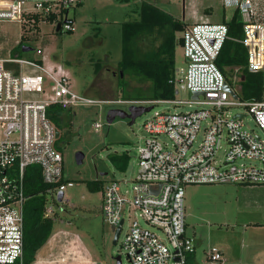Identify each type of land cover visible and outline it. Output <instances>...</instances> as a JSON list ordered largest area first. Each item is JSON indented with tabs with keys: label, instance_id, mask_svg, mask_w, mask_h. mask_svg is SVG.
Masks as SVG:
<instances>
[{
	"label": "built area",
	"instance_id": "2783aa9c",
	"mask_svg": "<svg viewBox=\"0 0 264 264\" xmlns=\"http://www.w3.org/2000/svg\"><path fill=\"white\" fill-rule=\"evenodd\" d=\"M80 2L0 0V20L32 24V15H50V23H59L61 31L71 30L68 11ZM222 5L237 13L240 37H230L223 21L194 22L181 32L185 65L176 68L168 81L175 93L187 90L190 100H95L75 94L67 71L58 63L46 62L43 57L0 58V264H24L25 168L38 165L42 181L48 185L45 217L55 218L53 203L66 202L64 190L73 185L62 177L56 127L46 113L50 104L64 109L99 102L198 106L185 111H153L142 123L144 135L136 147L134 178L130 183L112 179L102 186L101 214L112 232L122 220L117 240L123 231L120 247L129 264H187L194 243L184 233L185 184H264V0H222ZM230 38L244 46L247 69L260 75L257 97L243 99L236 92L240 93L239 87L234 90L229 85L233 97L224 89L227 81L215 61ZM46 87L49 94L42 98ZM193 92L200 94L194 98ZM232 106L243 109L231 112ZM94 127L100 124L94 123ZM59 191L60 202L56 199ZM206 260L222 264L223 253L212 247L206 251Z\"/></svg>",
	"mask_w": 264,
	"mask_h": 264
},
{
	"label": "rangeland",
	"instance_id": "374dc122",
	"mask_svg": "<svg viewBox=\"0 0 264 264\" xmlns=\"http://www.w3.org/2000/svg\"><path fill=\"white\" fill-rule=\"evenodd\" d=\"M142 1L189 24L220 22L233 14V8L224 7L222 0H81V4L69 8L71 30L55 31V25L45 20L39 21L37 27L31 23L0 20V58L43 57L46 62L58 63L69 75L71 90L79 96L95 100L144 99L148 81L137 78L127 69L124 74L117 69L121 57V24L140 18ZM206 7L209 8L207 13ZM180 36L181 31L174 33L175 68L185 65L182 46L176 41ZM158 38L156 36L155 44ZM23 46L30 49L22 51ZM231 76L234 80H230V85L237 90V73L233 71ZM45 90L47 92L40 97H47L48 87ZM190 97L187 90L179 89L173 99L190 100ZM128 105L76 104L64 110L61 126H55L59 133L55 146L62 156V177L71 180L73 185L64 190L66 202L53 203L55 218L51 234L61 235L73 244L79 243L78 251L65 245L68 261L63 264H115L116 254L120 255L121 264H129L120 247L123 231L112 244L113 232L101 214L102 188L91 190L87 183L100 180L105 184L112 179L130 183L137 170L136 147L144 135L143 121L155 110L171 112L198 107L158 103L137 116L132 124L119 117L106 122L109 109L126 110ZM242 109L232 106L230 111ZM94 123H99L100 127L95 128ZM249 126H253L251 120ZM114 153L129 156L124 170L110 162L109 154ZM183 211L184 233L194 243L189 264H208L206 251L212 247L222 251V264L261 263L255 256L264 250V184H185ZM126 223L127 220L124 230ZM86 251L92 260L86 258Z\"/></svg>",
	"mask_w": 264,
	"mask_h": 264
},
{
	"label": "trees",
	"instance_id": "16d2710c",
	"mask_svg": "<svg viewBox=\"0 0 264 264\" xmlns=\"http://www.w3.org/2000/svg\"><path fill=\"white\" fill-rule=\"evenodd\" d=\"M140 13L139 19L121 24V57L117 63V69L121 70L123 74L127 69L137 78L148 81L149 86L144 99L173 98L175 87L168 80L174 76L176 70L174 66V33L182 32L186 24L163 9L145 1L141 2ZM31 17L34 27H37L41 20L52 21L50 15L44 17L34 14ZM222 21L228 25L230 37L241 36V21L236 12L229 19ZM58 31H61L60 28ZM156 36H159L157 44H155ZM22 38L23 35L20 36L19 44ZM176 41L181 45V36ZM215 63L229 85L230 80H234L231 76L232 72L237 73L238 77L235 82L238 83L241 98L251 99L259 96L260 75L247 69L245 48L242 44L231 38L226 39ZM64 110L55 104H50L47 107V116L55 126H61ZM109 160L117 169L124 170L129 156L126 153H114L109 154ZM87 185L91 190L103 186L100 180H93ZM47 187L48 185L42 181L38 165H30L25 168L24 194L26 198L23 204L22 237L24 264L33 262L37 250L48 240L52 232L54 219L44 216ZM187 264H189L188 261Z\"/></svg>",
	"mask_w": 264,
	"mask_h": 264
},
{
	"label": "crops",
	"instance_id": "0c3cea01",
	"mask_svg": "<svg viewBox=\"0 0 264 264\" xmlns=\"http://www.w3.org/2000/svg\"><path fill=\"white\" fill-rule=\"evenodd\" d=\"M208 9L209 8L206 7L204 11L207 13ZM195 22H198V21H195ZM185 24L188 25L189 23H185ZM60 240H63V243L57 244V242H59ZM66 244L70 245L69 247L70 249H73L74 251H78V245H79L78 242L76 244H73V241L71 242L65 239L64 237H62L61 235H56V233L50 234L48 240L37 250L34 256V260L31 264H57V262L62 263V264L66 263V261H68L66 260L68 258L66 257L67 254L64 253ZM85 255H87L86 258H89L90 260H92L91 257L88 256L87 251L85 252ZM81 256L83 257V255ZM255 257L257 259V262H261L259 264H264V250L262 251V253H258L257 256ZM89 259H87V261H89ZM188 262H189V259H188Z\"/></svg>",
	"mask_w": 264,
	"mask_h": 264
},
{
	"label": "water",
	"instance_id": "95a60500",
	"mask_svg": "<svg viewBox=\"0 0 264 264\" xmlns=\"http://www.w3.org/2000/svg\"><path fill=\"white\" fill-rule=\"evenodd\" d=\"M59 30V23H56L55 25V31ZM22 51H26L29 50L30 48L23 46ZM224 89L227 90L233 97H235L234 92L232 91L231 87L229 86V84L227 82L224 83ZM200 93L199 92H193L192 93V97L196 98ZM152 108V105H148V106H143V105H134V104H129L126 110L123 109H116V108H112L109 109L106 113V122L110 123L114 120L115 117H119V118H126L128 119V123L132 124L134 119L141 115L144 112L149 111ZM240 116V115H238ZM59 133L58 130L56 129L55 131V136L58 137ZM79 161V160H78ZM62 198V191H59L57 193L56 199L58 202L61 201ZM122 225V220L119 221L117 227L115 228L114 232H113V239H112V244H114L117 240L119 231H120V227ZM113 229L111 228V231ZM115 260V264H121V260H120V255L116 254L114 257Z\"/></svg>",
	"mask_w": 264,
	"mask_h": 264
}]
</instances>
